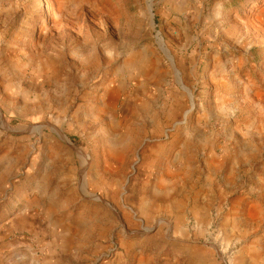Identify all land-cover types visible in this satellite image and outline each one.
<instances>
[{
	"label": "rangeland",
	"instance_id": "374dc122",
	"mask_svg": "<svg viewBox=\"0 0 264 264\" xmlns=\"http://www.w3.org/2000/svg\"><path fill=\"white\" fill-rule=\"evenodd\" d=\"M0 264H264V0H0Z\"/></svg>",
	"mask_w": 264,
	"mask_h": 264
},
{
	"label": "crops",
	"instance_id": "0c3cea01",
	"mask_svg": "<svg viewBox=\"0 0 264 264\" xmlns=\"http://www.w3.org/2000/svg\"><path fill=\"white\" fill-rule=\"evenodd\" d=\"M49 191H50V189H49Z\"/></svg>",
	"mask_w": 264,
	"mask_h": 264
}]
</instances>
